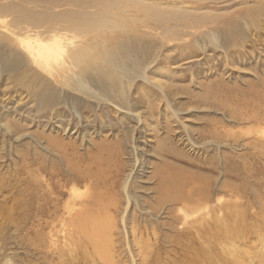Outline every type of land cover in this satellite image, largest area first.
Here are the masks:
<instances>
[{"label":"bare ground","instance_id":"6f19581e","mask_svg":"<svg viewBox=\"0 0 264 264\" xmlns=\"http://www.w3.org/2000/svg\"><path fill=\"white\" fill-rule=\"evenodd\" d=\"M85 1L72 3L71 0H68L69 3H67L70 6L81 9L80 11L62 10L55 12L51 11L53 7L59 8L66 5V2L61 5V2L59 4L57 0H0V26L5 27L8 25L12 30L11 36H3L0 33V45L7 47L10 54H14L12 63L22 66L25 73L29 74V79L33 82L37 80L39 88L46 90V105H49L54 90L64 91V89H67L88 99L96 100L98 103L103 102L109 106L111 105L113 107L111 109L120 113L122 108L119 103L116 104V101L119 100L126 106L125 111H123L124 114L133 118L138 125L150 127L148 120L138 110L132 109L124 82L131 87L134 79L138 78L151 84L162 94H164L162 89L164 83L152 82L146 73L147 67L138 68L135 65V70H133L125 65L129 58V56H126L128 53L124 54L118 50L124 47L123 44L130 45L132 35L136 36L137 32L131 26L127 28L121 17L119 19L106 18L104 16L107 14L106 12L98 11L102 6L96 4L99 2L88 0L92 5L84 7ZM120 20L122 23L119 22ZM154 23L157 25L154 24L153 30L163 29H161L158 22L154 21ZM145 26L150 27L148 24ZM183 29H186V26ZM188 33L191 35L192 32ZM144 35L146 34L144 33ZM209 36L212 43H217L214 33L209 34ZM157 58H153L152 62L155 63ZM30 69L32 75L29 73ZM121 80H124V82H121ZM29 84L30 82H28V86ZM28 86L29 94L34 97L35 90H29ZM129 92L131 93V90ZM166 105L171 117L176 120H173V122L179 121L178 115L171 108L168 99ZM21 106L24 108L23 105ZM261 106H264V99L258 98L250 111L249 108H241L242 110L238 113V110L229 109L231 113L228 114L229 117L226 116V120L239 126L249 123H256L259 126L264 125V108L260 110ZM75 114L79 117L77 112ZM167 120L169 121V118ZM3 122V126L0 127L8 134L10 132L18 134L16 141L20 140L22 136H27L25 133H17L16 130L10 131L9 129L13 128L9 120L5 119ZM62 127L63 137L67 140H73L72 142H63L62 145V143L57 142V137H50L47 140L51 147L48 146L47 148L42 147L40 143L36 144L49 156L58 159V161L60 160L64 164L62 166L64 171H61L59 167L48 170L44 160H40V154L37 150L32 152L33 158L27 164H24L31 174H37L36 172L40 170H48L50 177L41 181L37 177H33L29 182L30 213L33 216L30 224L33 227L36 242L39 243L32 244L34 248L32 249L43 256L42 259L51 256L56 258L57 262L61 260L60 264H73L75 260L81 264H246L249 261L244 260L241 263L240 259L245 258L251 261L252 258L251 262L253 264H264V166L262 168L258 167L256 160L260 157L258 151L255 152L256 150L260 151L259 148L264 151V139H261V135L264 134L261 132L263 130L260 133L258 130H251L243 135L238 134V137L229 133L232 137H226L225 141L222 140V144L214 141L212 144L216 145L215 150L218 152V159L216 160L219 162L217 165L219 169L210 161L207 167L211 171L218 170L224 178L239 180L245 192L250 191L255 209L252 210L253 215L248 217L256 223L252 228L245 224L248 217L244 212L238 211V213L230 212L228 214L223 212V209H229V207L227 208L228 203L222 202L219 197H216V194H219L218 192H221L224 188L235 190V186L238 187V185H235L236 182L233 181L234 184H232L227 181L229 179L219 181L218 177L213 178L197 174L189 168L169 163L166 159H160L159 163L150 167L151 170L148 172V176H150L149 180H152L153 183L145 193L143 190L142 193L146 194L147 197L141 199L140 195L136 194V189H132L131 185L132 182L137 180L134 176L136 167H138L136 163L132 162L133 166L125 171L122 178L121 174L111 176L110 173L107 174V170L103 172L102 169L110 166L112 163L111 158H118L122 155L121 151L112 149L111 145H105V143L100 144L98 147L95 144L93 146L96 152L91 155L88 147L81 145L82 142L79 144V147L80 145L83 147L80 148L84 151L82 154V152H79V147L74 143L75 136L71 139L73 133L75 134L74 130L72 128L63 129ZM167 130L168 132H165L167 137L170 136V132H174L173 128L168 127ZM216 134L215 130L210 135L216 139L218 138ZM129 138L133 140L131 136ZM175 138H177L174 141L175 143L169 141L170 151L177 150V144L185 150L195 149L196 144L189 134L181 137L176 133ZM232 138L233 140L230 143L229 140ZM94 142L96 141L94 140ZM161 142L163 141H158V145ZM220 145L230 149V151L237 149L236 158L243 159V164L238 166L240 170L235 169L236 171H234L231 167L233 156L225 153ZM239 145L241 146L239 147ZM114 148L116 147L114 146ZM130 149L137 151L135 146ZM245 149L246 152H244ZM248 154L254 157V159L251 158L252 163H249ZM181 155L177 154V156ZM158 156V158L163 157L160 154ZM82 158H86V160L83 162ZM119 161H117L118 164L123 167V164ZM137 161L139 163V159ZM137 161L135 160V162ZM95 167L96 169H93ZM121 167L114 166V169L116 168L114 171L119 172ZM78 183H84L85 194L81 191L79 193L78 188L70 186V184L75 185ZM68 185L69 189L67 190ZM139 188V191H141L142 188ZM227 196H230V194ZM65 197L67 198L65 199ZM250 208H253V206L250 205ZM223 213L224 215H222ZM228 221L232 224H226ZM215 222H220L224 226H217L216 229L212 225ZM107 223L110 226H107ZM205 224L212 225L208 228L209 231L206 228L202 229ZM184 227L194 228V230H199L202 233L222 231L223 238L231 242L230 246L221 247L218 245L226 254V257L222 256L223 253H218L219 258H215L216 261L212 260L206 253L207 248L193 246L191 236L188 237V231L191 230L186 232L187 229L184 231ZM159 229L161 230L159 231ZM113 230L115 231L113 232ZM249 234L257 239L254 253L245 252L240 248L239 240L246 238ZM248 249L252 250L251 248Z\"/></svg>","mask_w":264,"mask_h":264},{"label":"rangeland","instance_id":"374dc122","mask_svg":"<svg viewBox=\"0 0 264 264\" xmlns=\"http://www.w3.org/2000/svg\"><path fill=\"white\" fill-rule=\"evenodd\" d=\"M57 1L59 4L61 2V5L66 2V5L59 8L53 7L51 11L81 10L70 6L68 0ZM71 1L74 3L75 1L82 2L84 0ZM94 1L99 2L96 4L102 5L98 11L106 12L107 14L104 15L106 18L119 19L121 17L127 28L131 26L137 32L136 36L132 35L131 44H123L124 47L118 51L124 54L128 53L126 56H129L130 59L128 58L125 65L131 67V69L135 70V65L138 68L147 67L146 73L152 82L164 83V86L162 85L164 94L151 84L145 83L138 78L134 79L131 87L124 80H121V82H124L126 90H128L130 97L128 101H131L130 105L132 109L138 110L148 120L150 127L138 125L133 118L124 114L123 111H125L126 106L119 100L116 101V104L118 105L119 103V106L122 108V112L120 113L111 109L113 108L111 105L109 106L103 102L98 103L96 100L88 99L67 89H64V91L54 90L55 92L52 94L51 101L48 103L49 105H46V90L39 88L37 80L33 82L29 79V74L25 73V69L22 66L12 63L14 54H10L7 47L0 45V101H2L0 102V126H3V121L6 119L10 121L13 128L9 129L10 131L16 130L19 134H27L26 137L22 136L20 140L16 141L18 134L13 132L8 134V132L0 127V264H60L61 260L57 262V259L51 256L42 259L43 256L33 251L32 244L39 243L36 242L33 227L30 224L33 216L30 213L29 182L33 177H37L40 181L42 179H49L48 170L50 168L59 167L61 171H64L62 170L64 164L60 160L58 161V159L49 156L36 144L40 143L42 147H51L47 140L50 137H57V142L62 143V145L63 142H72L73 140H67V138L63 137L61 133L63 131L61 130L62 125L63 129L72 128L74 130L75 134L73 133L71 139L75 136L74 143L78 147L83 142L81 145L88 147L91 155L96 152L93 146L95 144L98 147L100 144L105 143V145H111L112 149L121 151L122 155L118 158H111L112 163L110 162V166L104 167L102 169L103 172L107 170V174L110 173L111 176L121 174L122 178L125 171L133 166V163H136L138 167H136L134 176L137 180L132 182L131 185L132 189H136V194L140 195L141 199L147 197L144 193L153 183L152 180H149L150 176H148V172L151 170L150 167L159 163L160 159H166L169 163L189 168L197 174L213 178L218 177L219 181L229 179L227 181L232 184H234L233 181L236 182L235 185H238V187L235 186V190L224 188V190L218 192L219 194H216V197H219L222 202L228 203L227 208L229 207V209H223V212L228 214L230 212L238 213V211H242L246 214V217L253 215L252 210L254 211L255 205L252 194L249 193L250 191L248 193L245 192L239 180L224 178L218 170L211 171L207 167L210 161V163L219 169L217 166L219 162L216 160L218 159V152L215 150L216 145L212 144L214 141L217 143L221 142L220 144H222V140L225 141L226 137H238V134L243 135L251 130H258L259 133L263 130L261 132L264 133V128H261L264 127L262 124L259 126L256 123H254L255 125L249 123L239 126L226 120V116L231 113L230 110H238L239 113L243 108H249L250 111L258 98L264 99V0ZM84 3V7L92 5L88 0ZM153 20L158 22L161 25V29H163L153 30L152 28L156 24ZM119 22L122 23L121 20ZM147 24L151 28L146 27L145 25ZM187 24L189 25L188 27ZM185 26L186 29H183ZM10 30L11 28L8 25L5 27L0 26V33L3 36H11L12 30ZM188 32H192L191 35ZM213 33L217 43H212L210 40L209 34ZM155 57L158 58L153 63L152 60ZM31 72L30 69V75H32ZM28 82H30L29 86ZM27 86L29 90H35L34 97L29 94ZM129 90H131V93ZM20 92L21 94H19ZM27 96L29 97L27 98ZM167 99L172 106L171 108L178 115L179 121L177 122H173V120H176L171 117V113L167 108ZM248 102L249 104H247ZM52 103L55 104L53 105ZM263 108L264 106H261L260 110ZM52 109L55 110L53 111ZM30 111L31 113H29ZM33 112H35L34 115ZM75 112L78 113L79 117L76 116ZM168 118L169 121L167 120ZM138 127H141V129ZM168 127L174 130L173 133H169V138L166 134ZM215 130L218 137L216 139L210 135ZM176 133L181 137L189 134L197 147L195 146L194 150L186 149V151L177 144V150L174 152L170 151L169 141L174 142L177 140L175 138ZM130 136L133 140H130ZM261 136V139H264V134ZM164 138L167 139L163 140ZM232 140L233 138L229 142L231 143ZM158 141L163 142L158 145ZM111 142L116 148H114ZM81 145L79 152L83 154L84 151L80 149L83 148ZM133 146L137 147V151L130 149ZM221 147L223 151L225 150V153L233 156L231 167L234 171L240 170L238 166L243 164V159L236 158L235 155L238 154L237 149L230 151L226 147ZM259 149L260 151H255H258L260 157L256 162L259 165L258 167L262 168L264 166V151L261 148ZM36 150L40 154V160H44V164L48 167V170H40L36 172L37 174H31V172L27 171L24 164H27L33 158L32 152ZM244 152H246V149ZM159 154L163 157L158 158ZM177 154L182 155L177 156ZM247 156L250 159V162H248L252 163L251 158L254 159V157L249 154ZM137 159H139V163ZM82 160L84 162L86 158H82ZM118 160L123 164V167L118 164ZM125 164L128 166H125ZM112 165L121 167V170L119 172L114 171L116 168L114 169ZM96 167L93 169H96ZM52 180L55 181L54 179ZM83 184L78 183L75 184L76 186L70 184V186L78 188V192L81 191V193L85 194V185ZM138 187L142 188L141 191H139L140 188L138 189ZM143 190L144 193H142ZM229 194L230 196H227ZM250 205L253 208H250ZM209 207L211 208V206ZM246 208L247 210L244 211ZM219 223L215 222L212 225L216 229L224 226V224ZM226 224L232 223L228 221ZM245 224L252 228L256 225L249 217L246 218ZM208 225L205 224L202 229L206 228L209 231L208 228L212 225ZM107 226L110 225L107 223ZM185 229H187L186 232L188 230L193 231L192 235L191 231H188V237L191 236L192 244L194 243L193 246L196 248L200 246L207 248L206 253L214 261L219 258L220 253H223L222 246H230L231 242L223 238L222 231L216 230L215 233L204 232V235V233L196 229L194 230V228L189 229V227H184V231ZM198 231L199 233H197ZM195 238L197 239L195 240ZM254 238L253 235L249 234L246 238L240 239L239 241L242 246L240 248L245 252L254 253L257 243V239ZM151 241L153 240L151 239ZM218 245L221 247H218ZM222 256L226 257V254L223 253ZM244 260L249 261L246 264L252 263V258L251 261L241 258L240 262L243 263ZM73 264L81 263H77L75 260Z\"/></svg>","mask_w":264,"mask_h":264}]
</instances>
